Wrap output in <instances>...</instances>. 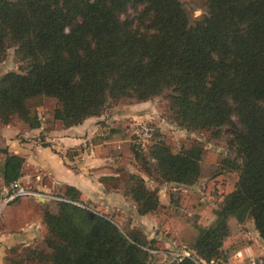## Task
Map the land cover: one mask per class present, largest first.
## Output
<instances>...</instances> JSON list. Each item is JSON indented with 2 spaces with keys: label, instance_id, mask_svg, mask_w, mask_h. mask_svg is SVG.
Listing matches in <instances>:
<instances>
[{
  "label": "trees",
  "instance_id": "trees-1",
  "mask_svg": "<svg viewBox=\"0 0 264 264\" xmlns=\"http://www.w3.org/2000/svg\"><path fill=\"white\" fill-rule=\"evenodd\" d=\"M202 1L205 12L193 18L179 0H0V61L11 42L23 63L20 72L0 76V128L15 120L38 128L29 106L37 97L53 98L54 116L68 128L121 99L164 94L186 131L228 133L235 156L220 168L237 173L234 187L218 205L217 223L197 226L190 253L169 264H228L232 218H250L264 241V0ZM154 137L146 175L196 183L202 148L172 152ZM144 150L133 146L136 161H145ZM0 154L3 183L20 178L24 159L7 148ZM131 179L125 194L138 214L163 206L157 189ZM66 195L76 203L43 210L44 248H10L17 262L151 264V242L141 231L124 233L108 216L78 205L74 188Z\"/></svg>",
  "mask_w": 264,
  "mask_h": 264
},
{
  "label": "rangeland",
  "instance_id": "rangeland-1",
  "mask_svg": "<svg viewBox=\"0 0 264 264\" xmlns=\"http://www.w3.org/2000/svg\"><path fill=\"white\" fill-rule=\"evenodd\" d=\"M179 1L193 18H198L205 12L202 0ZM22 65L16 54V45L7 43L5 54L0 61V76L9 71L20 72ZM29 106L37 115L39 127H42L47 134L64 128L59 119L54 116L56 102L53 98L37 97L29 102ZM100 116H98L101 119L98 121L99 133L95 140H103V138L118 140V144L116 143L115 147L107 149L106 152L119 159L121 169L118 167L120 170L118 179L121 180L119 183L123 186L124 192L133 183L131 176L143 178L146 187L158 190V196L165 205L145 217L138 214L137 209L129 203L112 210L104 208L103 205L84 204L82 200L80 202L83 206L88 205L91 213L108 216L124 233L128 234L132 230L141 231L151 242L152 251L149 256L151 264H169L177 258L178 254L188 255L197 235L196 227L213 226L217 223L218 205L223 196L233 189L237 180L236 172L220 168L222 160L233 159L235 156L228 141V133L223 129L219 137H214L210 131L206 130L186 131L174 119L169 101L164 94L144 102L121 99L107 107ZM142 124L151 125L155 131V141L165 142L172 152H179L191 146L202 148L201 175L196 183L182 185L175 182L155 181L146 175L144 164L147 161L154 164V160L149 155L151 145L147 147V144L143 151L147 159L145 161H136L132 153L133 146H138L135 134ZM11 125L22 129L27 127L18 120ZM110 130L115 132L112 133ZM41 137L43 141L45 135ZM98 143L101 142L98 141ZM0 156L3 155L0 154ZM1 163L2 157H0ZM47 204L51 209L56 210L55 202L50 201ZM232 224L231 233L224 245L229 257L234 253L238 242L237 237H231L232 234L248 231L253 223L250 218H246L241 223L232 218ZM262 247L264 251V243L262 246L255 244V253H258ZM19 257V254L14 256L8 251L2 262L3 264H20L17 262ZM260 257L264 258V254ZM243 259L246 260V257ZM23 264L36 263L23 262Z\"/></svg>",
  "mask_w": 264,
  "mask_h": 264
},
{
  "label": "crops",
  "instance_id": "crops-1",
  "mask_svg": "<svg viewBox=\"0 0 264 264\" xmlns=\"http://www.w3.org/2000/svg\"><path fill=\"white\" fill-rule=\"evenodd\" d=\"M100 117H89L78 125L59 128L48 134L42 127L27 126L22 129L13 125L3 126L0 128V147L24 159L20 179L32 188L60 193L67 198L66 190L71 187L78 192V199L84 204L103 205L114 210L129 203L134 208V202L119 183V159L106 152L115 147L118 140L103 138L98 140L101 143L95 140ZM0 157L1 184L5 157ZM160 202L165 205L161 199ZM47 203L34 198H21L5 207L0 219V264H3L2 260L12 247L44 248L46 227L42 221L43 210L55 212ZM230 226L232 229V219ZM231 237H237L239 244L236 243L228 264H245L249 258L264 254L263 247L259 250L260 254L255 253V244L262 246L264 241L259 238L253 224L248 231L232 234Z\"/></svg>",
  "mask_w": 264,
  "mask_h": 264
},
{
  "label": "built area",
  "instance_id": "built-area-1",
  "mask_svg": "<svg viewBox=\"0 0 264 264\" xmlns=\"http://www.w3.org/2000/svg\"><path fill=\"white\" fill-rule=\"evenodd\" d=\"M153 127L149 124H142L139 126L136 132L137 144L145 149L146 145L149 144L153 137ZM21 198H34L35 200H43V201H53V202H71L76 203L66 197H63L59 194L53 193L51 191H43L32 188L20 178L11 181L8 184L1 183L0 184V218L2 216V212L6 206L17 201ZM78 205L83 206L80 203ZM184 255L178 254L177 257H181ZM249 264H264V258L251 257L248 260Z\"/></svg>",
  "mask_w": 264,
  "mask_h": 264
}]
</instances>
